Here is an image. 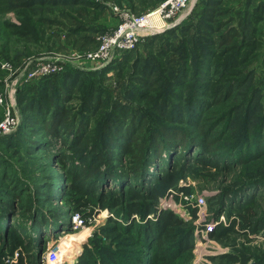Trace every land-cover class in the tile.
Instances as JSON below:
<instances>
[{"label":"trees","instance_id":"trees-1","mask_svg":"<svg viewBox=\"0 0 264 264\" xmlns=\"http://www.w3.org/2000/svg\"><path fill=\"white\" fill-rule=\"evenodd\" d=\"M55 3L60 1L0 0V15L37 14ZM263 27L264 0H196L179 24L144 39V53L139 43L100 69L65 68L19 83L20 122L0 135V264H40L42 234L65 224L82 204L117 210L123 218L138 214L142 220L110 219L108 230L119 233L111 239L115 248L92 237L100 243L95 249L85 245L73 264H181L194 245L195 230L171 209L157 210L160 198L185 176L234 169L241 171L234 184L208 199L216 204L214 214L227 211L230 218L235 213L242 229L264 237V212L252 221L246 212L264 199V71L254 63ZM76 30L80 34L71 31L65 38L73 48H95L92 28ZM27 33L19 36L28 40ZM109 72L116 79L126 77L124 98L103 95L100 81L109 79ZM20 153L59 168L62 174L49 177L39 198L54 204L62 195L59 200L69 198L72 210L53 208L44 218L34 211L33 199L19 205L25 185L19 176L8 177L6 159ZM25 215L31 220L28 233L21 225ZM214 228L208 235L220 242L232 231ZM16 248H24L26 256L21 252L15 262H6V253ZM259 253L239 248L216 259L218 264H264V250Z\"/></svg>","mask_w":264,"mask_h":264},{"label":"rangeland","instance_id":"rangeland-1","mask_svg":"<svg viewBox=\"0 0 264 264\" xmlns=\"http://www.w3.org/2000/svg\"><path fill=\"white\" fill-rule=\"evenodd\" d=\"M59 1V4L55 3V5H48L46 11L44 8H41L37 14H31V11L25 12L23 10H14L0 15V94L2 97V102L0 103V122L6 117L5 115L7 111H9L12 116L17 117L18 123L20 122L19 106H17L15 96L16 89L19 85V79L23 77L25 72L30 70L32 65L44 63L43 61H61L62 69L59 72L65 68L97 70L104 67L86 61L83 56L78 58V54L85 53L87 50L73 48L71 44L65 40L67 33H71L72 31L71 34H80L79 31L76 30L77 26H89L95 32L94 39L97 40V43L93 49H96L97 46H99L100 37L112 33L122 22V17H120L119 14L120 12H129L133 15H144L157 8L165 0L159 1L156 4H153L150 1L144 2L142 0H137L136 4L133 3L132 0H90L96 4L95 7L89 5L84 6V4L80 3L66 5L63 3L65 0ZM195 3L196 0H192L191 6L179 14L184 15L186 13L187 15ZM114 8H116L119 13H117ZM155 23L154 20L153 24ZM261 29L260 39L263 44L259 53L255 57L256 60L254 63L256 64L257 61L260 62L262 64L261 72H263L264 27ZM144 32L148 33V31H141L140 33L143 34ZM22 33H27L26 35L29 34L28 37L31 38L28 40L23 39L19 36L23 35ZM149 35L151 34L141 36L137 43V45L140 43L139 48L143 53V41ZM18 37L22 39H19ZM75 56H77V58ZM64 61L68 62L64 63ZM261 64L259 66H261ZM111 74L112 73L109 72V79L100 81V85L106 88V93L103 95L106 96L107 100L108 94H110L111 98L119 97L122 99L124 97L120 93L124 92L127 79L125 76H123V79L122 77L116 79V77ZM14 83H16L15 86H13ZM107 85H111L112 87L107 89ZM76 103L79 104V101H76L74 104ZM102 113L103 112L98 113L97 116V131L95 130V134L97 133L98 136L102 119L101 116H103ZM15 128L13 130H15ZM13 130L11 129L10 132ZM84 148L85 146L83 145L77 147L78 150ZM65 151L69 153L67 149ZM7 155L8 158L6 159V162L10 164V168L7 172L8 177L19 176L21 178L20 185H25V187H23L24 189L21 190L22 196L19 200V205L21 207H25L27 199L31 198L33 199V204L36 208L34 211H38L40 216L44 215V218L50 217V210L53 208H58L61 213L73 209L74 205H72L69 198H62V200H59L62 195L57 197V203L55 202L54 204L39 198V196H43V193L47 191L46 185L51 181L49 177H52L55 173L62 174L58 167H51L48 165L46 163V158L29 160V156L23 157L21 153ZM84 155H86L85 152H83L81 157L84 158ZM239 171V169H234L229 172H214L215 175L213 176H185L179 180L181 182H178L177 187L170 188L173 190L172 192L169 189L168 192L160 198L157 207L159 206L162 208L161 210L166 211L171 208V210L173 209L172 211L182 219V214L188 213V215L191 216V219L185 220L187 225L190 224L189 226L194 230H198L201 238L203 235H207L206 241L203 239V244L201 246H192V249L187 251L184 255L185 257L181 260V264H218L216 258L231 250L244 248L250 255H259V252L264 250V237L261 235H253L252 230L242 229L239 219L240 217L237 218L235 213H233L234 215H231L230 218L228 217L229 214L227 211L215 216L214 210L216 204L209 202L208 200L210 196L212 197L219 193L224 186L233 185ZM239 173H241V171ZM0 183L3 182L0 180ZM191 194L204 195L205 205L200 208L196 205L186 206V200L184 197ZM160 204H162V206H160ZM165 204L169 206L163 207ZM82 205L83 206L80 208L72 210L70 217L65 224L59 225L58 227L55 226L56 228L50 226L47 228V236L42 234L45 244L44 248L39 251L40 264H48L46 257L54 248V243L59 240V235L61 236V247L63 251L66 254H76L70 256V258L66 257L63 264H73L81 254L85 245L95 249V246L102 241L110 243L109 245L115 248L114 246H116V244L111 241V239L114 236L119 235V233L108 230L111 226L110 219L120 223L129 219L130 221L135 220L136 222H141L142 220L138 214H132V217L130 216L128 219L125 217L123 218L121 215L119 216L120 212L117 210L97 208V206L92 204ZM199 209L204 211V214L200 217L197 216ZM106 210L110 211L113 217L106 218L104 216ZM246 212L251 213V221L258 219L264 212V199H258L256 204L248 208ZM21 213L22 212H19V214ZM74 214H80L81 218L84 220L83 228L78 231H70V229H68L70 228L69 222L71 216ZM134 215H136L137 218H134ZM148 215L147 218H149ZM150 219H155L154 214ZM23 220L24 221L21 225H24L23 229H26V232L28 233L31 231L29 227L31 220L27 215L24 216ZM215 226H218L219 230H222L223 227L227 226L232 228V231L228 233L229 235H223L224 242H220L217 238L208 235V231L215 230ZM92 237L98 239L101 238V240H96V242H94L91 241ZM23 250L25 249H12V253L7 252L5 257H11L15 253H18L19 255L21 252L22 256H26V252ZM153 260L155 261L156 258Z\"/></svg>","mask_w":264,"mask_h":264},{"label":"built area","instance_id":"built-area-1","mask_svg":"<svg viewBox=\"0 0 264 264\" xmlns=\"http://www.w3.org/2000/svg\"><path fill=\"white\" fill-rule=\"evenodd\" d=\"M192 0H165L157 8L150 11L144 15H133L129 12H118L116 8L114 10L120 14L122 17V22L118 27L110 34L102 35L99 39V46L96 49L86 51L85 53L78 54V58L82 56L86 61L96 63L99 66H104L111 62L115 57L120 55L125 51L132 50L136 47L141 36L147 34H153L161 32L167 28H171L179 24V22L186 16L180 15L179 13L185 11L189 6H191ZM155 20V24L154 23ZM141 31H148V33H140ZM77 58V56H75ZM44 63H37L31 66L30 70L25 72L23 77L19 79V83L28 82L42 76L50 75L59 72L62 69L61 61H43ZM68 62V61H64ZM23 74V73H22ZM14 83L13 86H15ZM14 91V89H13ZM2 102V97L0 94V103ZM6 117L0 122V134H6L13 130L18 124V119L16 116H12L9 111H7ZM181 182V181H180ZM172 192L173 190L170 189ZM186 200V206L196 205L201 207L205 205L204 195H189L184 197ZM193 203V204H192ZM162 206V204H160ZM169 206L167 204L163 207ZM173 208V207H172ZM158 210H161L159 206ZM171 209V208H170ZM173 210V209H172ZM180 210V209H179ZM185 212V211H184ZM204 214L201 209L198 210L197 216L200 217ZM104 216L106 218L113 217L112 213L106 210ZM134 218H137L134 215ZM149 218L153 217V214L148 215ZM182 217L184 220L191 219L188 213H183ZM223 218V217H222ZM129 220L122 222L125 224ZM70 231H78L83 228L84 220L81 218L80 214H74L71 216ZM64 230V229H63ZM195 242L194 247L201 246L203 244L202 240L206 241V234L202 236L199 235L198 230L195 229ZM58 236L59 240L56 241L54 248L48 253L46 259L48 264H63L65 258L73 255L75 253L66 254L62 247V240ZM78 256V254H77ZM18 257V253H15L11 257H7L6 262H15Z\"/></svg>","mask_w":264,"mask_h":264}]
</instances>
